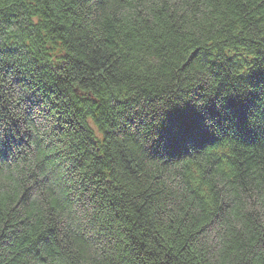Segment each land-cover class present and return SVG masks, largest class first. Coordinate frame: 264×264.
<instances>
[{"label": "trees", "instance_id": "16d2710c", "mask_svg": "<svg viewBox=\"0 0 264 264\" xmlns=\"http://www.w3.org/2000/svg\"><path fill=\"white\" fill-rule=\"evenodd\" d=\"M0 264H264V0H0Z\"/></svg>", "mask_w": 264, "mask_h": 264}]
</instances>
